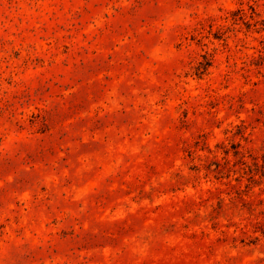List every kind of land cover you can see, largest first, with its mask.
<instances>
[{
  "label": "rangeland",
  "instance_id": "374dc122",
  "mask_svg": "<svg viewBox=\"0 0 264 264\" xmlns=\"http://www.w3.org/2000/svg\"><path fill=\"white\" fill-rule=\"evenodd\" d=\"M0 264H264V0H0Z\"/></svg>",
  "mask_w": 264,
  "mask_h": 264
}]
</instances>
